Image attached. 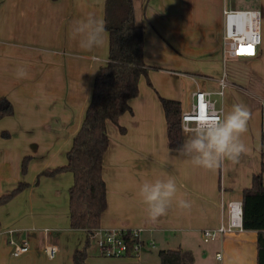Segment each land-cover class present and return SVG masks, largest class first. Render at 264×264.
I'll return each mask as SVG.
<instances>
[{"label": "crops", "instance_id": "0c3cea01", "mask_svg": "<svg viewBox=\"0 0 264 264\" xmlns=\"http://www.w3.org/2000/svg\"><path fill=\"white\" fill-rule=\"evenodd\" d=\"M242 1L133 0L135 20L143 30V60L156 69L149 70L151 86L140 78L138 96L129 101L131 112L119 117L124 132L111 123L106 126L109 143L102 158V178L107 206L98 231L139 230L143 248L137 259L109 258L100 254L91 238L87 264H159L158 255H152L154 248L187 250L193 264H256V232L236 231L209 243L202 242L200 235L201 230L225 221L227 203L241 200L242 190L251 185L264 161V30L258 48V81L241 85L227 80L222 58L223 10L237 9ZM258 7H264V0H258ZM90 14L103 21L104 0H0V97L8 99L14 110L12 116L0 119V132L9 133V138L0 139V195L19 181L33 183L36 174L66 163L94 78L108 58L106 31L102 44L91 51L81 49L80 37L73 34L75 23ZM161 38L177 56L159 45ZM156 48L188 69L187 98L181 96L179 70L163 68ZM19 67L26 70L23 78L15 76ZM214 67V74H208ZM158 74L172 78L173 86L158 80ZM223 76L227 86L217 108L221 117L235 104L248 109L247 128L241 135L246 151L235 164L224 162L206 170L192 165L181 149L168 148L158 96L179 101L181 108L188 99L186 110L196 89L216 93ZM25 155L32 160L28 176L22 177L19 162ZM167 176L177 183L176 197L164 216L151 221L139 195L140 185ZM262 179L264 185V174ZM72 182L67 172L41 177L36 186L0 207V264H73L72 255L82 248L85 233L69 226ZM178 199L189 201L190 207L178 208ZM9 239L25 243L28 253L11 257ZM46 245L58 248L51 260L43 252Z\"/></svg>", "mask_w": 264, "mask_h": 264}, {"label": "trees", "instance_id": "16d2710c", "mask_svg": "<svg viewBox=\"0 0 264 264\" xmlns=\"http://www.w3.org/2000/svg\"><path fill=\"white\" fill-rule=\"evenodd\" d=\"M103 24L108 34V58L93 81L91 99L79 130L72 139L66 153V163L40 175L53 177L71 173L73 182L68 189L70 229L83 231L85 239L80 250L72 255L73 264H87V249L91 235L100 227L106 202V186L102 178V158L108 148L109 137L106 126H118L119 117L131 112L129 101L138 96V82L146 79L148 71L156 69L147 66L143 60V30L136 23L133 0H104ZM165 122L168 148L179 150L184 143L181 131V104L177 100L158 96ZM13 106L8 99L0 97V119L12 116ZM0 138H9L7 131H1ZM264 145V132L261 134ZM29 157L21 162L25 174ZM264 161L260 170L251 178V185L241 192V226L244 231L256 232V264H264ZM28 188L19 182L9 193L0 195V206L8 203L16 194ZM127 236H129L127 234ZM129 245L131 240L127 237ZM159 264H193L190 253L177 250H161L157 253Z\"/></svg>", "mask_w": 264, "mask_h": 264}, {"label": "built area", "instance_id": "2783aa9c", "mask_svg": "<svg viewBox=\"0 0 264 264\" xmlns=\"http://www.w3.org/2000/svg\"><path fill=\"white\" fill-rule=\"evenodd\" d=\"M260 11L256 9H224L222 30V58H254L258 54L261 42ZM218 91L212 93L196 89L192 93V99L187 109L181 112V131L183 125H195L203 119L221 118L222 110L217 108L214 95L222 96L227 86L224 76L218 80ZM184 141L187 139L182 132ZM241 202L230 201L226 205V218L217 228L203 229L200 231L201 240L204 243L215 241L217 238L241 231ZM127 234L129 236H127ZM131 240V245L127 241ZM100 254L109 258H139L142 252V241L139 230L111 229L106 231L95 230L91 235ZM10 255L13 258L20 257L29 251V247L19 244L12 239L8 240ZM43 252L47 259L51 260L58 252L54 245H46ZM217 260L220 254L215 255Z\"/></svg>", "mask_w": 264, "mask_h": 264}, {"label": "clouds", "instance_id": "9594fccd", "mask_svg": "<svg viewBox=\"0 0 264 264\" xmlns=\"http://www.w3.org/2000/svg\"><path fill=\"white\" fill-rule=\"evenodd\" d=\"M105 31L103 21L96 20L91 14L86 19L78 20L73 27V34L80 37L79 46L85 51L99 47ZM26 75L23 67L15 71L17 78ZM249 116L244 105L235 104L221 118H202L195 125H183L182 132L187 139L181 146L182 154L192 165L206 170H214L224 162L235 164L246 151L241 135L246 131ZM177 191V183L172 176L145 180L140 185L139 195L145 205L147 218L156 221L164 216ZM176 203L181 209L190 207L189 201L185 199H178Z\"/></svg>", "mask_w": 264, "mask_h": 264}, {"label": "rangeland", "instance_id": "374dc122", "mask_svg": "<svg viewBox=\"0 0 264 264\" xmlns=\"http://www.w3.org/2000/svg\"><path fill=\"white\" fill-rule=\"evenodd\" d=\"M240 4L241 5H236L237 9H240V10L254 9L255 7L258 8V10L261 13V15H260L261 30L262 29L264 30V7H261V8L258 7V0H244V1L240 2ZM138 14H139V10L137 11V16H138ZM161 40L163 41V43L162 44L159 43V45L162 48H164L165 51H170L169 53H171V54L174 53L177 56L176 52H174V49L170 48L168 43L165 40H163L162 38H161ZM147 42H148V37H147ZM154 46H155V43L154 44L152 43V45L150 46L152 50H153ZM154 52H156V54L161 55L159 64H163L165 66L163 68H167L170 70H179L177 73H180L182 75V78L180 77V82H179L180 86H182L181 96L184 98H187V96H190L188 91L190 89L189 80H190L191 75H189V73H186V70H188V69H185L184 66L182 67L181 65H179V62H175L171 57H169V59H170V61H169L168 58H166V55L162 51H160V53H159V48L154 49ZM257 59H258V54L254 58H229V57H226L223 60V65H224L225 73L227 75V77H226L227 80L231 79V80L235 81L236 83L239 82L241 85H243V82L246 84H251V83H254L255 81H258L259 77H258V74L256 72L257 71V66H256L257 65ZM191 66L193 67L194 65H191ZM215 69H217V68L214 67V69L211 71V73H208V74L213 75L214 74L213 72L216 71ZM153 71H155V70H153ZM148 74H149V71H148ZM148 79H149V77H148ZM158 80L164 81L166 86H170V85L173 86V84H174L172 78H169V76L167 78H165L164 76H162V74H158ZM174 81H175V83H178V79H174ZM218 99L220 100V97L217 95H214L212 97V100H215L217 107H218V102H219ZM187 100L184 99V101H183V106H182L183 108H181V109H183L182 111H185ZM189 101H190V99H189ZM0 139H2V138H0ZM3 140H6V139H3ZM24 157H29V160H28V163L26 166L25 174H22L21 162H22ZM24 157L21 158V160L19 162V170H20V175L22 177H27L29 174V163L32 160V158L30 155H25ZM42 172H40L34 176L33 183H30L28 181H21V182L28 184V188H30L32 186H36L41 177H46V176L40 175ZM28 188H26V189H28ZM26 189H24L23 191H25ZM11 191H9V192H11ZM23 191L16 194L10 201H12L14 198H16ZM8 203H6V204H8ZM5 205H2V206H5ZM2 206H0V207H2ZM92 244L96 246V243L94 241L92 242ZM185 251L190 253L187 250H185ZM157 253H158V248H154L152 250V255L154 257H156ZM190 254L192 255V253H190ZM142 264H148V263L143 261Z\"/></svg>", "mask_w": 264, "mask_h": 264}]
</instances>
